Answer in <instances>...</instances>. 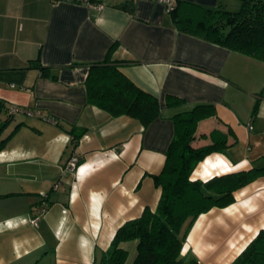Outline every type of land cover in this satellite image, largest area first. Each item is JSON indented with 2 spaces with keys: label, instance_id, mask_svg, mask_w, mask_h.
<instances>
[{
  "label": "crops",
  "instance_id": "obj_1",
  "mask_svg": "<svg viewBox=\"0 0 264 264\" xmlns=\"http://www.w3.org/2000/svg\"><path fill=\"white\" fill-rule=\"evenodd\" d=\"M95 1L104 7L0 0V264L97 262L124 222L156 209L173 117L196 104L215 113L199 121L194 146L223 135L237 142L208 154L192 179L264 167V60L183 30L160 0ZM175 5L183 17L190 5L236 11L241 0ZM105 60L159 99L148 126L90 100L91 65ZM168 95L183 102L168 105ZM14 105L24 111L11 116ZM235 197L191 227L185 249L201 264H230L264 228V175ZM122 246L133 264L137 241Z\"/></svg>",
  "mask_w": 264,
  "mask_h": 264
},
{
  "label": "trees",
  "instance_id": "obj_2",
  "mask_svg": "<svg viewBox=\"0 0 264 264\" xmlns=\"http://www.w3.org/2000/svg\"><path fill=\"white\" fill-rule=\"evenodd\" d=\"M129 8L133 10V5ZM190 10L183 17L179 16L176 5L170 10L183 30L264 60V0H241V7L236 11L199 5H190ZM88 85L90 100L113 115L138 118L144 126L161 115L159 99L135 85L113 61L93 63ZM181 102L183 99L175 95L167 96L168 105ZM214 113L212 103H200L173 117L175 135L162 171L154 175L156 185L161 187L156 209L147 208L141 216L124 222L94 264H126L129 251L122 244L132 240L137 241L133 264H201L191 249H185L195 220L213 207L234 203L239 188L264 175V167H261L214 176L206 181L192 179L198 164L208 154L225 152L237 142H229L225 135L216 139L203 134L200 136L210 141L194 146L199 121ZM5 126L6 123L0 126V133ZM81 133L82 130L75 133V143ZM5 141L0 140V150ZM230 264H264V228Z\"/></svg>",
  "mask_w": 264,
  "mask_h": 264
},
{
  "label": "built area",
  "instance_id": "obj_3",
  "mask_svg": "<svg viewBox=\"0 0 264 264\" xmlns=\"http://www.w3.org/2000/svg\"><path fill=\"white\" fill-rule=\"evenodd\" d=\"M54 1H70V2H74V3H79V4H84L87 5L89 7H92L94 9L100 10L104 7V4L102 2L99 1H95V0H54ZM163 3H165V5L167 6L168 11H170L174 5H175V0H160ZM24 111L21 107L14 105L11 109H10V113L12 115L18 114L19 112ZM28 114L30 115H37L40 114L38 111H27ZM80 165V158L77 154H74L70 160L67 163V168L71 171H76L78 169ZM60 187V183H56L54 185L55 189H58ZM47 205H42L38 208V214H42L46 209H47ZM38 217V216H37ZM35 217L32 221L36 222V218Z\"/></svg>",
  "mask_w": 264,
  "mask_h": 264
},
{
  "label": "rangeland",
  "instance_id": "obj_4",
  "mask_svg": "<svg viewBox=\"0 0 264 264\" xmlns=\"http://www.w3.org/2000/svg\"><path fill=\"white\" fill-rule=\"evenodd\" d=\"M132 260H133V255L130 256L129 260L127 261L126 264H132Z\"/></svg>",
  "mask_w": 264,
  "mask_h": 264
}]
</instances>
